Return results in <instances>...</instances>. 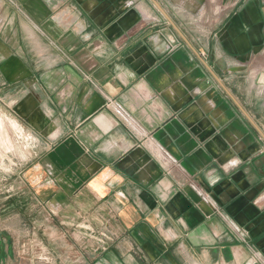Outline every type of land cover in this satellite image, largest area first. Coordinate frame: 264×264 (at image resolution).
Wrapping results in <instances>:
<instances>
[{
  "label": "crops",
  "instance_id": "crops-1",
  "mask_svg": "<svg viewBox=\"0 0 264 264\" xmlns=\"http://www.w3.org/2000/svg\"><path fill=\"white\" fill-rule=\"evenodd\" d=\"M0 104V264H264V0H0Z\"/></svg>",
  "mask_w": 264,
  "mask_h": 264
},
{
  "label": "rangeland",
  "instance_id": "rangeland-1",
  "mask_svg": "<svg viewBox=\"0 0 264 264\" xmlns=\"http://www.w3.org/2000/svg\"><path fill=\"white\" fill-rule=\"evenodd\" d=\"M37 147L30 128L17 118L13 110L0 104V204L6 205L4 220L0 216V230L12 232L16 228L24 232L32 229L30 222H25L24 214L22 223L15 221L14 208L10 206L8 209V205L14 201L16 178L19 175L24 178L25 168ZM3 208L0 207V212ZM36 242L34 238L22 240L21 248L26 256L31 246L34 250L37 248Z\"/></svg>",
  "mask_w": 264,
  "mask_h": 264
},
{
  "label": "water",
  "instance_id": "water-1",
  "mask_svg": "<svg viewBox=\"0 0 264 264\" xmlns=\"http://www.w3.org/2000/svg\"><path fill=\"white\" fill-rule=\"evenodd\" d=\"M263 162H264V159H263ZM263 166H264V163H263Z\"/></svg>",
  "mask_w": 264,
  "mask_h": 264
}]
</instances>
